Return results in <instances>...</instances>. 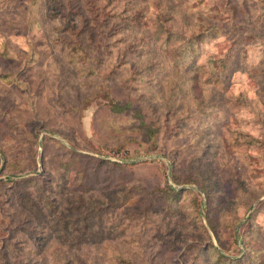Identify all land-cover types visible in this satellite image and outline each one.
<instances>
[{
    "label": "rangeland",
    "instance_id": "374dc122",
    "mask_svg": "<svg viewBox=\"0 0 264 264\" xmlns=\"http://www.w3.org/2000/svg\"><path fill=\"white\" fill-rule=\"evenodd\" d=\"M45 1L9 0L0 10V74L8 76L0 77V251L11 240L18 250L32 247L21 251L30 264H118L120 255L135 264H187L184 251L199 235L193 205L200 203L205 217L207 203L195 182L210 180L211 171L228 200L211 214L222 247L213 232L210 241L233 256L259 247L245 229L252 215L264 229V147L248 144L243 134L264 138V39L247 45L227 83L201 89L219 105L218 120L184 118L189 94L178 78L194 61L222 57L230 32L257 31L264 38V4L146 0L138 7L148 27L112 34L103 59L93 54L95 69L83 73L57 45L64 32ZM157 3L170 7L176 29L189 31L203 11L225 25L223 35L203 43L199 56L183 52L159 24ZM238 3L252 16L239 9L232 21ZM142 37L147 45L139 44ZM147 67H154L151 75ZM240 96L243 104L233 100ZM110 98L126 108L113 110ZM73 170L81 172L74 184ZM36 176L41 181L23 183ZM167 180L191 189L176 216L158 193ZM42 183L51 207L38 192Z\"/></svg>",
    "mask_w": 264,
    "mask_h": 264
},
{
    "label": "trees",
    "instance_id": "16d2710c",
    "mask_svg": "<svg viewBox=\"0 0 264 264\" xmlns=\"http://www.w3.org/2000/svg\"><path fill=\"white\" fill-rule=\"evenodd\" d=\"M66 1V5L63 0H46L45 3L48 4L49 17L55 21H59L58 28L62 29L64 32L61 37L56 38L55 41L57 45L64 51L66 61L70 64H79L83 73L89 68L95 69V67L91 65L93 62V54H96V60L103 59L102 53L112 44L109 43V38L113 36L112 34L120 33L128 29L132 30L144 25L148 27L145 19V9L144 7H138L140 3H144L146 0H105L104 5L100 3L102 0ZM76 1H82L78 8H75L73 4ZM232 1L233 0H229L228 2L232 3ZM8 2L9 0H0V10L5 9ZM120 2H122V8H120ZM181 2L185 3L187 0H182ZM259 2L264 4V0H259ZM40 5L41 7L44 6L42 1H40ZM165 6L166 7L157 3L159 9L158 14H160L159 24L165 29L169 41L183 44V52H194L195 56H199L200 52L198 48H200L203 43L223 35L222 29L225 25L212 22L213 18L209 15H202L204 14L203 11H201L202 14L198 11V17L194 19V26L190 28L189 31H186L187 29H176L171 22L174 17L170 13V7H167V5ZM237 6L236 15L234 18L233 16L231 17L232 21L239 19L237 15L239 11L244 13L245 16H252V10L248 5L238 3ZM108 7H111L110 11H107ZM66 8L67 12L65 11ZM161 13H166L168 17H163ZM242 21L244 20L242 19ZM89 28H92L94 31H91ZM112 28L115 32L110 34ZM93 32H95L97 38H94ZM226 38L229 42V47L222 57L199 64H196L194 61L182 72L181 77L178 78L180 79V84L186 86V91L189 94L190 105L186 108L184 116V118L188 120L196 118L204 122L206 120H218L222 116L219 114L221 113L219 105L217 103H212L201 89L204 88L207 90V88L211 86V88H214V86L217 85L216 83H227L232 74L237 71V62L239 57L242 58L243 56H241V54H245L244 58L247 57V45L249 43L262 42L261 39H264L257 31L239 33L237 36H234L233 33L230 32ZM139 42V44L142 45H147L149 43L144 37H142ZM240 45L241 47L245 45V49L241 51L237 57ZM147 68L148 73L151 75V71L154 67ZM0 77L8 79V76L4 74H0ZM242 98L243 97L240 96L238 98H233V100L243 104ZM110 102L112 109L115 111L119 110L121 112L126 108L125 104H122L120 101H115L113 98H110ZM245 102L246 100L244 104H247ZM183 131L184 130L180 131L178 134H185ZM151 132L152 136L157 135L156 130L151 129ZM243 137L248 144L264 147V138L258 139L248 134H243ZM70 151L73 155H81L77 150L71 149ZM65 167L66 172L71 171L67 166ZM80 173L79 170L78 172L74 171L71 173L75 174L72 177L74 180L73 184L79 180ZM207 176L210 180L204 179L201 181L200 179H196L195 182L199 184L202 191L206 194L207 203L205 217L202 215L201 204L195 203L193 205L192 214L195 221L194 227L198 230L199 235L195 238V241L187 245L184 251V262L187 264H264V229L255 223L253 218L254 215L248 220L245 235H250L253 239H256L260 244L259 247L245 251L241 256H233L226 254L223 249L210 241L211 232L220 240L218 237L217 225L213 222L211 214L214 210L220 209L223 203L228 199L225 200L226 197L224 196L221 182L216 177V174L214 176L211 171ZM32 181H41V177L36 176L35 178H29L23 181V183L28 184ZM41 186L39 190L37 189L43 196V198L41 196V200L44 199L45 205L51 207L53 200L44 196L45 189L43 188V183ZM190 191L191 189H177L173 187L169 180L166 181L165 188L158 189L159 196L165 198L168 202L166 209L174 216L180 213L182 197ZM129 192L130 191H128V193ZM128 193L125 197V202L130 199ZM26 200L30 201L29 198H26ZM203 218H206L208 226L204 223ZM237 226L238 225L235 227L233 226L235 231ZM204 237L205 242L202 243L201 241ZM235 239L237 242L239 241L236 236ZM11 242L13 241L8 240L7 243H5L7 248L8 245H12L9 250L5 249L0 251V264H30V259L26 258L25 255L22 256L21 251L25 250L31 252L33 250L32 247L23 246V248L18 250ZM38 244L41 245L42 243ZM221 245L222 241L220 240V246ZM171 246L175 251L181 250V247L174 242L171 243ZM33 248H35V246ZM77 260L78 257L73 260V263L77 262ZM116 260L118 264H135V260L132 257L130 259L129 257L120 255Z\"/></svg>",
    "mask_w": 264,
    "mask_h": 264
}]
</instances>
